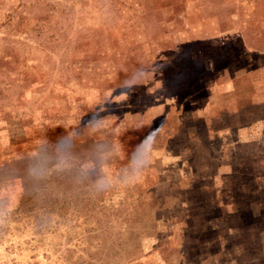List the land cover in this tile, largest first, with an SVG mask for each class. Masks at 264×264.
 <instances>
[{
  "label": "rangeland",
  "instance_id": "obj_1",
  "mask_svg": "<svg viewBox=\"0 0 264 264\" xmlns=\"http://www.w3.org/2000/svg\"><path fill=\"white\" fill-rule=\"evenodd\" d=\"M164 1L0 0V189L13 200L10 215L0 220V264H153L161 257L152 254L158 242L166 243L164 255L177 257L171 264H191L197 249L188 246L187 257H182L186 246L179 232L200 235L202 243L211 241L213 235L199 220L196 197L184 201L174 187L182 177L181 162L191 154L180 137L189 101L213 95L212 89L228 80L229 73L252 68L247 60L253 59L239 56L237 45L217 57L213 43L203 38L220 23L228 27L215 33L216 39L226 41L233 26L241 37L240 18L232 17L239 16L249 0ZM252 4L245 15L259 7L253 32L264 48V0ZM145 58L153 67L133 78L147 65ZM26 61L32 66L25 67ZM38 71H43L42 82L48 78L45 93L26 90V75L34 78ZM175 73L177 92L151 110L134 116L131 110L128 130L109 126L76 137L84 146L78 160L92 157L99 142L114 145L111 167L116 171L151 132L158 147L138 183L95 195L77 184L72 173L57 172L54 160H49L44 180L27 176L38 139L74 131V124L87 127L91 119H103L108 112L113 118L125 116L123 111L137 108V97L146 87ZM59 81L87 89L85 95L71 96L73 106L62 116L54 114L60 101L50 95L52 88L69 95ZM123 90H128L127 96L120 95ZM146 117L149 127L133 134L132 126ZM238 184L239 191L243 183ZM149 187L154 193L147 196ZM243 261L264 264V256Z\"/></svg>",
  "mask_w": 264,
  "mask_h": 264
},
{
  "label": "trees",
  "instance_id": "obj_2",
  "mask_svg": "<svg viewBox=\"0 0 264 264\" xmlns=\"http://www.w3.org/2000/svg\"><path fill=\"white\" fill-rule=\"evenodd\" d=\"M165 1L167 5H174L181 0ZM256 1L249 0L243 7H251L252 3L254 6ZM38 30L41 33L42 27L39 26ZM143 61L147 64L144 65L147 74L153 64L149 59ZM24 65L28 68L31 63L26 61ZM124 66L129 67L130 64ZM42 72H36L35 74H39L34 78L26 75L25 79L29 81L26 90L46 92L44 89L48 86V78L42 82L39 76ZM178 79L179 74L175 73L146 87L137 97V108L127 109L122 114L129 118L131 110L138 115L143 110H151L153 106L169 100L177 92ZM59 82L60 86L65 85L63 81ZM65 88L69 90L68 96H63L58 88L50 91V95L61 102L54 113H60L61 116L65 108L73 106L72 95L80 97L87 92V89H75L74 84L65 85ZM67 93L68 91L64 94ZM246 94L234 91L214 92L216 103L211 102V95L195 98L186 104L184 133L180 141L186 142L191 152L188 159L183 160L189 171L186 178L182 176L174 187L182 198L185 197L184 201L187 197H196L201 207L199 220L201 224H205V231H210L213 235L211 241L202 243L200 235L190 234L187 230L179 232L187 247L181 248L182 257H187L188 246L192 245L197 249L191 256L194 258L191 264H245L244 259L249 261L251 258L260 259L264 256V97L252 91V88L248 96ZM224 128L229 129L227 139L231 149L227 164L229 171L226 174L217 170L225 162L223 140L219 134V130ZM143 130L145 129L141 125L132 126L133 134ZM83 150V144L76 138V155L84 152ZM240 182L243 183V189L238 191L237 184ZM146 190L148 192L145 195H153V188ZM165 244L158 242L154 245L153 256L157 254L158 258V254H161V257L153 264L172 263L174 256L171 253L164 255Z\"/></svg>",
  "mask_w": 264,
  "mask_h": 264
},
{
  "label": "clouds",
  "instance_id": "obj_3",
  "mask_svg": "<svg viewBox=\"0 0 264 264\" xmlns=\"http://www.w3.org/2000/svg\"><path fill=\"white\" fill-rule=\"evenodd\" d=\"M144 72L145 69H139L133 78L139 79ZM120 95L127 96L128 90L121 91ZM104 116L105 118L99 120L91 119L87 127L74 124L72 126L74 131L60 134L55 138L43 136L38 139L34 145V155L29 158L25 169L27 176L35 182L44 180L50 171L49 160H54L57 172L72 173L77 184L85 186L95 195H104L118 186H132L138 183L152 166L154 153L158 147V140L151 132L142 137L127 154L126 163L116 171L111 167V161L116 155L115 147L106 142L97 143L94 146V154L89 159L78 160L75 140L81 132L98 134L109 126L123 132L133 123V118L125 116L113 118L111 112L105 113ZM139 123L141 127H149L150 120L146 117ZM12 205L11 194L0 189V220L10 215Z\"/></svg>",
  "mask_w": 264,
  "mask_h": 264
},
{
  "label": "crops",
  "instance_id": "obj_4",
  "mask_svg": "<svg viewBox=\"0 0 264 264\" xmlns=\"http://www.w3.org/2000/svg\"><path fill=\"white\" fill-rule=\"evenodd\" d=\"M243 9L244 11H241L239 16L236 15L235 17L234 16L232 17L233 21H235L234 19H236L237 17L240 18L239 20H237L238 21L237 27L240 28L239 31L242 34L241 37H238L237 35L233 33V31H235V28H236L233 26V31L231 32L232 35L229 38L227 37L226 41L222 42L221 39H216L215 33H220V31L224 32V30H226V28L228 27L226 26L222 28L224 25L220 23V24H215L214 26V28H216L215 32L211 31L212 32L211 34L203 38L208 39L213 43L211 44V46L212 47L215 46L214 49L217 50V57H218V54L219 56L223 55L224 53L223 50L225 51L229 50V48L235 47L234 45H237L239 48V52H240L239 56L248 55V57H251L249 59H253L252 61L247 60L249 66L251 65L250 62H252V65H251L252 68L243 73L241 72L239 73L234 72L232 74L229 73L230 78H228V80H225L223 82H218V84H216V86L212 89V92L214 93V92L234 91L235 93H239V92L247 93L246 96H248V92H250L252 88V91L260 93L264 97V48L259 47V44H258L259 42L254 37L256 33L253 32L254 28L256 27L254 25V23L256 22L255 18L259 16L260 11H258L259 7H252L251 9H249L248 14L245 15L246 7H242V10ZM229 27L231 28V26ZM196 37L198 38V36ZM229 56L230 55H226V57H224L225 58L224 60L228 61V58L229 59L231 58ZM225 68H228V67H225ZM221 76L224 77L225 75H221ZM211 102H215V103L217 102L215 100V97H212ZM228 132H229L228 128L219 130V134L221 136V139L223 140V150L225 152V158H224L225 162L221 163L220 166L217 167V170L219 171V173H222V174H226L229 171L227 164L229 163V160H230L229 156H231L230 155L231 149L229 148L230 146H229L228 139H227ZM178 170L179 172H182L183 178H186L189 169H187V165L184 161L181 162Z\"/></svg>",
  "mask_w": 264,
  "mask_h": 264
}]
</instances>
